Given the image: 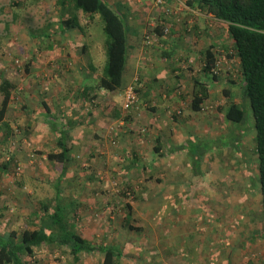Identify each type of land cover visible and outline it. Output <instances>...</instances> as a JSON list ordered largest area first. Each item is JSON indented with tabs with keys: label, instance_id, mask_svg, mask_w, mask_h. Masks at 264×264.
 Listing matches in <instances>:
<instances>
[{
	"label": "crops",
	"instance_id": "crops-1",
	"mask_svg": "<svg viewBox=\"0 0 264 264\" xmlns=\"http://www.w3.org/2000/svg\"><path fill=\"white\" fill-rule=\"evenodd\" d=\"M43 1H41L42 4ZM105 1L121 15L128 34V57L121 89L113 94L105 91L94 92L93 88L99 82L101 75L96 74L92 64L82 63L75 56L72 58L74 64H69L70 70L74 72L68 75L67 73L54 74L56 80L49 79L47 72L50 67L55 73L66 65V60L72 52H78L76 49L80 46V52L82 54L86 52V48L82 47L81 25L83 27L91 25L95 17L76 12L74 0H51L52 13L43 19L45 22L43 28L49 29L50 22H57V26L50 31V34L58 35L56 38L58 43L57 45L55 43L56 46L53 49L50 43L43 44L45 55L42 59L45 61L37 66L39 68L42 65L40 77L33 82L30 77L32 71L34 73L36 69L30 71L27 67L28 71L26 68V85L20 90L19 107H15L14 104V94L19 96L16 88L7 116L0 124V146H6L9 132L13 131L8 118L11 109L15 108L16 117L19 118L15 123L16 127H20V133L23 135L21 138L25 137L24 143L31 142L29 145L40 152H34L31 154L32 158L25 157V160L19 157L18 153L14 155L9 153L4 164L14 157L16 159L14 166L29 162L33 168L40 165L42 160H47V155L42 150L59 151L57 144L60 141L61 131L65 129L68 134L66 138L69 149L68 161L63 176V166L54 164L62 168L61 172L54 177L57 187L60 182L66 187L70 181H78V179L82 183H87L86 187H88L89 182L87 181L91 179L100 190L103 187V179L109 180L112 175L124 183L140 182L137 185L139 193H150L151 189L147 191V187L140 186L145 182L156 183L154 185L156 188L153 187L155 193H165V195L174 193L179 190L176 186L178 183L175 181H180V179L183 181L186 175L189 179L188 171L191 172L192 165L186 153L179 154L174 149L191 141L200 144V115L205 116L207 113H204L206 110L202 113L194 112L192 101L196 81L205 79L203 55L208 50L213 49L224 71L217 82H209L211 95L205 106L212 105L218 100L221 104L218 108L224 110L231 103L240 104L241 91L237 85L233 84L239 73L240 65L234 56L233 42L223 22L201 13L194 3L193 7H189L187 5L189 0H169L168 6L175 13L170 16L164 15L156 8L154 0ZM17 6L15 4V8ZM76 18L80 29H70L63 34V20ZM161 24L171 27L168 36L159 34ZM78 32L82 35L81 37L78 36ZM12 40L13 46H16L17 37L15 36ZM73 42L76 47H73ZM6 52V50H0V84L3 79H6L15 85L12 76H9V72L14 70L13 61L7 58ZM80 70L89 71L88 75L93 79L91 83L86 82L89 77L79 76ZM59 80H67L72 88L82 92V96L77 94L76 90L72 93L62 92L63 88H60ZM51 84L54 85L53 90L48 93V85ZM88 85L91 87L88 88ZM129 87L138 90L141 101L135 109L125 112L123 106ZM59 88L60 91H58ZM224 91L231 93L230 99L226 98ZM220 92L222 94H219ZM1 101L0 96V105ZM45 105L54 115L55 121L53 122L52 119L54 129L46 122ZM209 113L207 115L217 120L219 116L225 118V111L220 112L214 109ZM208 125L205 129L214 132V123L210 121ZM142 128L145 129L141 130ZM0 159H2L1 156ZM162 166L164 167L163 172L161 171ZM4 171L5 173L0 172V193H7L5 196L9 198L4 203L11 206L14 205L17 195L18 199L28 197L27 193L21 191L26 188V179L39 181L44 176L43 173L39 174L35 168L34 171L29 170V174L24 177L23 186L18 185V182L14 180L18 185L16 192L18 190L21 192L9 195L8 190L11 192L15 183L11 180L9 182L12 176L6 169ZM81 171L84 173L89 171L90 175L86 176ZM163 181V188L158 187V184ZM183 189L185 187L181 188ZM185 190L194 192L191 188ZM196 192L200 193V186L194 193ZM117 196L102 192L78 193V190L73 189L64 193L62 198L68 205L71 203V206L75 207L74 211L78 215L76 225L78 232L87 239L97 240L96 237L107 239L109 229L118 227L115 225L117 224L115 218L111 216L116 214L113 204ZM117 202L119 204V201L115 203ZM24 203L23 207L21 203L19 207L17 203L15 205L20 209L19 217L22 222L28 224L34 212L29 211L28 213L27 203L25 201ZM17 208L7 211L4 205L0 207V227L5 226L6 223L11 225L12 221H16ZM98 212L100 214H96ZM111 224H114V227H111ZM8 229L13 230V228ZM97 241L101 243L103 240ZM94 256L100 257L99 255L85 257L81 262L85 260L90 262ZM231 257L232 261L238 260L239 264H252V257H248L247 262L244 263L240 250ZM72 262L73 257L70 263Z\"/></svg>",
	"mask_w": 264,
	"mask_h": 264
},
{
	"label": "rangeland",
	"instance_id": "rangeland-1",
	"mask_svg": "<svg viewBox=\"0 0 264 264\" xmlns=\"http://www.w3.org/2000/svg\"><path fill=\"white\" fill-rule=\"evenodd\" d=\"M41 1L43 0H0V45L2 50L7 51L5 55L13 61L14 65V70L9 72V76H12L19 94V96L14 94L15 107H19L20 90L26 85V68L28 67L30 71L36 69L34 73L32 71L30 77L35 82V79L41 75L40 67L42 65L39 68L37 66L45 61L42 59V56L45 55L43 44L50 43L53 49L58 43L56 39L58 35L50 34V31L57 26V22H50L49 29L43 28L45 24L43 19L52 13L51 0H44L43 4ZM15 4L18 5L17 8H15ZM80 30H82L83 35L82 47L86 48V52L82 54L80 46L76 49L78 52H72L66 60L65 63L68 66H62L55 73L50 67L47 72L49 79L53 80L54 74L63 75L67 73L68 75L74 72L69 67L70 63L74 64L72 59L74 56L82 63L92 64L97 75L104 74L107 66L106 42L108 37L104 31L102 19L97 15L91 21V25L85 27L81 25ZM82 35L78 32L79 37ZM15 36L17 37V45L13 46L12 38ZM72 45L76 47L74 42ZM64 55L66 56V54ZM222 71L224 68L221 64L219 74L223 73ZM88 73V70H80L79 76L89 77ZM92 80L89 77L86 82L91 83ZM59 83L64 93H72L76 90L70 86L67 80H59ZM53 86V84L48 85V93L53 90ZM88 86V88L91 87V85ZM76 93L82 96V92L76 90ZM219 102L220 100L206 106L204 113L210 114V111L218 109L221 105ZM207 114L205 116L200 115V150L202 154L205 151V155H208L205 160H208L206 164L203 160L200 162V185L196 183L192 171H188L189 179L186 175L183 177V181L181 179L175 181L178 183H175L179 187L178 191L166 193V195L165 193H155L153 187L156 183L145 182L140 184V186L147 187V191L149 189L151 191L150 193H139L137 190L139 186L137 185L140 182L124 183L112 175H110L109 180L103 179V187L100 190L97 189L94 182L91 183V179L86 180L89 182L88 187L85 186L81 193L102 192L118 195L113 204L116 214L111 215L115 218L117 223L115 225L118 227L109 229L108 240L96 237L99 241L103 240L101 243H115L122 249L124 258L118 264H239L238 260L232 261L231 257L234 253H238V250L242 253L244 263L247 262L248 257H252V264L264 263L262 197L258 186L259 174L255 156V142L251 134L253 132L251 112L248 111L247 116L251 126L247 129L246 125L238 126L228 123L223 116H219L217 120ZM16 116L17 110L12 108L8 121L13 127V133L9 132L8 144L0 146V156L2 157L0 166L5 163L10 154L18 153L19 157H23L25 160L29 157L32 158L31 154L34 152H40L29 145L31 142L24 143L26 138H21L23 135L20 133V127H16L15 121L19 119ZM210 121L215 125L214 132L205 129L209 126ZM141 130L139 129V133ZM238 134H240V138H237ZM42 151L45 154L48 153L46 150ZM12 160L16 159L12 157ZM188 160L192 163L191 158ZM42 161L40 165L34 166L39 174L43 173L44 175L41 180L38 178L39 181H30L29 179L24 181V177L29 174L28 171H34L33 166L29 165L31 162L26 164L23 162L24 165L17 166H14V163L9 165L6 169L12 176L9 182L11 180L15 183L13 190L11 192L8 190L9 195L15 193L17 186L19 184L23 186L25 182L26 188L21 191L27 193L28 197L25 195L26 199H18L17 195L14 205L11 206L4 203L9 198L5 196L7 193H0V207L4 205L9 211V209L19 207L20 203L23 207L25 201L29 213V211H34L36 204L42 200L48 201L50 199L53 202V197L57 193V190L53 189L57 187L54 177L61 172L62 168L59 165H52L47 160ZM162 168L164 167H161V171H164ZM175 169L178 172L177 167ZM2 171L5 173L3 169ZM81 173L84 172L81 171ZM84 175L89 176V171ZM178 176L181 177L180 174ZM97 179L99 180V178ZM14 180L18 182V185ZM128 186H132L137 196L134 194L127 197L122 196L121 193ZM160 186L163 188L164 181L158 184V187ZM197 186H200V203L199 198L194 196V199L186 204L183 194L187 193L185 189L196 188ZM182 187L185 189L181 190ZM21 191L18 190L16 193ZM116 201H119V204L118 202L115 203ZM166 202L167 206H163V203ZM171 203L172 205L175 204L173 208H176L177 205L180 207L178 212H174V209L170 207ZM125 204H130L133 207V224L144 229L143 232H129L125 227ZM198 209L200 212L197 211ZM16 213H18L16 221H12L11 225L6 223L5 226L0 227V234L9 230L8 228L22 232L38 225L34 219L29 220L28 224L22 222L19 217V208H17ZM13 218L15 217L13 216ZM111 227H114V224H111ZM71 260L72 256L69 254L63 255L59 252L52 253L49 249H39L30 264H71ZM186 260H188L187 263ZM84 262L81 264H101V258L94 256L90 262Z\"/></svg>",
	"mask_w": 264,
	"mask_h": 264
},
{
	"label": "trees",
	"instance_id": "trees-1",
	"mask_svg": "<svg viewBox=\"0 0 264 264\" xmlns=\"http://www.w3.org/2000/svg\"><path fill=\"white\" fill-rule=\"evenodd\" d=\"M193 3L201 13L212 16L226 25L229 38L233 42L234 56L240 63L236 81H233V84L237 85L241 91L240 104L231 103L225 110L222 108H218V110L220 112L225 111V120L228 123L238 126L246 125V129L251 126L247 117L248 111L251 112L253 120V132L251 134L255 142L254 147L259 174L258 186L262 197V224L264 230V0L187 1L189 7H193ZM74 9L76 12H81L84 15H98L102 19L104 31L108 37V41L106 42L107 66L93 90L94 92L105 91L111 94L116 93L122 87L128 57V34L124 20L105 0H74ZM159 10L166 15L163 10ZM62 26L63 34L67 33L70 29H80L77 18L63 20ZM159 28V34L162 36H168L171 32V27L168 25L161 24ZM166 28L169 29L168 35L164 34ZM203 56L205 79L202 78V80L196 81L192 101V110L200 113L206 110L205 103L211 95L209 82H217L220 76V72L217 71L219 61L213 49L208 50ZM132 88L138 95L139 105L141 100L138 90L134 87ZM15 90L16 86L13 83L6 79L2 80L0 84V96L2 99L0 105V124L4 122L7 116ZM224 95L228 99L231 98L229 91H224ZM44 109L47 117L46 122L54 129V115L46 105ZM66 131L63 129L60 133V141L57 144L59 151H49L46 154L47 161L52 165L61 164L63 166L62 176L65 175L69 153L66 144L68 135ZM237 136V138H240V134ZM174 150L179 154L186 153L191 158V171L194 173L193 177L196 183L200 185V162L203 160L206 164L208 161H205L208 155H205V151L202 154L200 144L191 141ZM10 160V162L2 165L3 167L0 166V170L8 169L11 163L16 162V160H12V157ZM92 182L94 181L91 180ZM58 186L53 188L57 190L55 197H53V202L49 199L50 201L42 200L36 204L31 217V219L38 222L35 228H27L22 232L7 230L3 234H0V264H30L39 249H49L52 253L59 252L63 255L69 254L73 257L71 264H79L85 257L93 255L101 257V264H118L124 258L122 249L115 244H102L98 243L97 240L83 237L77 230L78 215L74 211L75 207L73 208L71 203L68 205L62 198V195L68 193L69 190L76 189L78 193H81L86 184L78 179V181H70L66 187L61 182ZM197 187L191 188V190L195 192ZM194 192L188 191L187 193H183L186 204H189L194 199V196L197 199L199 198L200 203V193ZM121 194L123 197L131 196L132 194L137 196L132 186L126 187L125 191ZM136 198L138 199V197ZM163 206H167V202L163 203ZM173 206L175 204L172 205L171 203L170 207L174 209V212H178V208L180 207L177 205L176 208H173ZM200 209L197 211L200 212ZM133 215V207L130 204H125V227L129 232H143L144 229L133 224Z\"/></svg>",
	"mask_w": 264,
	"mask_h": 264
},
{
	"label": "built area",
	"instance_id": "built-area-1",
	"mask_svg": "<svg viewBox=\"0 0 264 264\" xmlns=\"http://www.w3.org/2000/svg\"><path fill=\"white\" fill-rule=\"evenodd\" d=\"M155 6L156 8L163 10L165 14L168 16L175 14L174 11H172V9L168 7V0H155ZM164 34L165 35L169 34L168 28L164 30ZM220 65L221 63H219L217 71H219ZM138 102H139L138 95L136 94L135 90L132 87H130L126 93L125 103L123 107L124 111L125 112L131 111L132 109L137 107Z\"/></svg>",
	"mask_w": 264,
	"mask_h": 264
}]
</instances>
